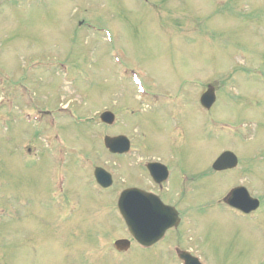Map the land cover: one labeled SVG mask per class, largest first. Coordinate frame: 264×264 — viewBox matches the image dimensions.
<instances>
[{
	"label": "rangeland",
	"instance_id": "1",
	"mask_svg": "<svg viewBox=\"0 0 264 264\" xmlns=\"http://www.w3.org/2000/svg\"><path fill=\"white\" fill-rule=\"evenodd\" d=\"M227 1L53 0L49 8L38 3L29 8L15 7L0 1V95L9 94L16 101L14 106L10 105L13 115L0 106V179L5 182H0V218L11 215L10 211H3V203L10 201L12 193L19 189L34 200L39 195L44 197L48 204L51 187L60 181L59 172L67 171L63 187L73 184L72 188H64V200L93 192L92 161L113 171L117 186L135 177L134 169L130 168L132 175L125 168L139 165L151 157L149 154L161 156L168 164L175 156L176 166L180 170L187 167L195 180L209 167L216 148L217 152L233 149L241 159L239 168L227 177L222 176V180L246 183L264 199V184H257L264 178V18L258 20L264 16V9L260 8L264 0ZM248 2V12L260 10L259 14L248 13L239 19L244 12L238 8ZM217 8L219 12L215 11ZM74 15L92 31L77 30L72 24ZM104 31L109 33L108 40L103 37ZM124 70L145 71L146 84H154L155 80L158 85L149 88L160 95L146 115L129 113L136 105H142L131 74L125 77L127 80H119ZM183 82L187 85L179 93L185 94L188 101L185 116L179 115L162 93H178ZM206 82L214 84L219 93L209 120L213 124H228L225 132H213V126L202 119L204 114L195 103L199 88ZM33 108L55 109V127L46 132L57 135L58 141H45L40 122H23L22 113ZM106 109L115 110L124 121L119 119L121 125L114 128L116 131L91 123L93 116L98 117ZM169 110H174L175 120ZM163 115H167L166 121L161 119ZM176 120L180 122L173 123ZM199 122L206 135L207 131L213 132L215 140L206 142L204 133L198 135ZM176 124L188 131L183 142L178 138V143L171 141ZM231 125L234 132H229ZM139 129L143 130L142 137L138 135ZM113 132L126 133L133 145L131 153L118 158L119 161L104 154L101 148L103 135ZM26 143H33L36 152L24 153ZM60 148L64 151L60 152ZM85 150H89L88 155L83 153ZM77 153L90 156L79 168L73 161ZM251 169L263 177L253 179ZM175 174L173 171L172 178ZM215 178L217 175L213 174L201 186L195 184L191 196L181 200L198 224L200 241L196 237L194 243L211 264H264V258H260L264 250V210L258 213L259 220L245 229L235 212L217 204L230 186L222 188ZM92 197L96 204L83 201L82 205L80 197L73 199L80 202V211L88 205L94 212L67 209L66 214H73L69 220L61 221L57 218L61 211L49 210L40 202L18 208L15 212L24 214L21 227L11 225L9 237L1 235L8 239L7 245H0L8 264H83L80 248L76 247L89 242L79 232L94 230L93 218L114 229L110 238L121 232L118 223L95 212L112 211V197L95 191ZM199 208L207 211H198ZM110 238L105 239L104 245H108ZM101 254L96 244L88 246V254L85 253L86 259L96 257L95 264H114L107 257L101 258ZM129 259H134V255L126 261ZM166 261L167 257L162 255L153 257L150 263L138 264Z\"/></svg>",
	"mask_w": 264,
	"mask_h": 264
},
{
	"label": "water",
	"instance_id": "2",
	"mask_svg": "<svg viewBox=\"0 0 264 264\" xmlns=\"http://www.w3.org/2000/svg\"><path fill=\"white\" fill-rule=\"evenodd\" d=\"M106 142H107V144H109V140H106ZM124 143L123 142H117V145H118V147H122V145H123ZM110 145H112V144H110ZM228 158H229V156H228ZM236 190H234V192H235ZM236 197L238 196V195H235ZM234 195L231 197V198H233V199H231L230 201L233 203V204H235V205H237V206H242L243 204L241 203V202H239V201H237V200H234V198H236ZM243 206H245V205H243Z\"/></svg>",
	"mask_w": 264,
	"mask_h": 264
}]
</instances>
